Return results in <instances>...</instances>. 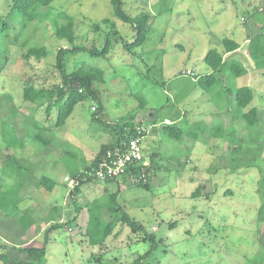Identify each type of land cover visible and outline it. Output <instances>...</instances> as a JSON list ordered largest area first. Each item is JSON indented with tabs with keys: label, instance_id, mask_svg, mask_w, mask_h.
Segmentation results:
<instances>
[{
	"label": "rangeland",
	"instance_id": "rangeland-1",
	"mask_svg": "<svg viewBox=\"0 0 264 264\" xmlns=\"http://www.w3.org/2000/svg\"><path fill=\"white\" fill-rule=\"evenodd\" d=\"M12 3L0 0V16H7ZM123 8L131 16L142 11L152 14L147 40L131 51L125 43L134 40L136 31L115 15L111 0L50 4L51 14L65 11L75 17V44L102 48L107 34L118 31L107 55L82 53L75 64L70 62L71 70L82 63L101 66L106 81L98 85L99 99L88 95L56 130L57 108L49 117L44 105L24 101L23 87L29 82L61 86L57 52L72 44L53 34L50 18L32 21L20 38L22 20L15 21L13 14L7 19L9 46L6 54H0V186L15 187L19 181L30 186L43 174L57 185L49 191L36 182L38 187L32 184L20 192L22 198H31L19 207L0 210V246H6L0 253H8V264H27V254L12 246H42L51 209L58 206L63 222L75 214L79 217L50 233L45 264H128L151 248L143 264H264V220L259 218L263 193L258 190L264 175V73L255 68L246 44L242 51L247 56H236L250 67L248 74L236 77L227 69L218 74L219 82L210 92H203L197 81L212 71L204 60L207 52L222 50L226 37L243 42L242 34L257 20L253 11L264 9V0H123ZM105 18L110 23L104 24ZM98 23L101 27L95 30ZM34 45L45 46L48 55L27 56ZM188 69L194 75H187ZM246 85L253 87L255 98L240 108L235 92ZM190 90L200 91L199 104L177 102L178 94ZM211 97L215 102L206 100ZM99 104L105 109L94 112L93 106ZM252 107L259 120L248 125L241 116ZM133 113L141 125L182 113L177 125L192 128L200 137L187 135L178 142L162 132V124L156 125L144 140L147 157L155 159L150 189L123 178L119 183L96 180L85 183L73 198L71 186L62 183L64 176L67 180L88 167L101 144L113 136L105 122ZM3 123L18 131L26 147L6 146ZM221 123L224 134L211 137L209 129ZM36 134L49 143L36 140ZM18 161L26 164L24 168H18ZM113 194L145 231H133L120 222L104 244L90 245L85 232L88 204L94 198L111 200ZM76 205L83 206L80 213ZM26 207L34 209L36 222L23 232L16 219ZM145 233L154 234L155 241L147 240Z\"/></svg>",
	"mask_w": 264,
	"mask_h": 264
},
{
	"label": "trees",
	"instance_id": "trees-1",
	"mask_svg": "<svg viewBox=\"0 0 264 264\" xmlns=\"http://www.w3.org/2000/svg\"><path fill=\"white\" fill-rule=\"evenodd\" d=\"M12 6L10 12L7 16H0V54H6L8 51V38L9 31L11 29V24L7 20L11 14H13V19L15 21L22 20L21 30L17 35L18 38L21 37L22 32L28 28L29 23L32 21H38L46 18L51 19V30L55 36L58 38L66 39L69 43L72 44L71 47H62L57 52L56 66L61 73L63 84L59 87H44L38 86L35 83L29 82L23 87V99L26 102L37 103L39 106H45L46 114L50 117L53 109L57 108V115L53 127L55 130L57 128H62L69 118V116L74 111L76 105L85 100L88 95H92L96 99H99V88L98 85L103 84L106 81L105 78V69L96 64L82 63V66L70 69L71 61H74L78 58L79 54H90L91 56H102L107 55L112 47V35L117 34L118 31H110L107 34L105 45L102 48L97 46L88 47L83 44H75L76 33H75V17L68 12L58 11L51 14L49 11V6L53 0H12ZM115 15L122 19L123 21L129 23L131 27L136 31L134 40L127 41L125 43L127 50H134L135 48L141 46L148 37L150 30V24L152 21V14L150 12L142 11L135 16L129 15L123 8V0H111ZM42 7H47L43 12ZM260 11H253V15L256 16L258 22L264 25V9H259ZM104 24L110 23L109 18H105L102 21ZM48 25V27H50ZM95 30L101 25H93ZM118 37V36H117ZM119 39L116 38V42ZM124 41V40H123ZM125 42V41H124ZM240 47V43L236 40L226 37L223 39V49L218 50L217 48L210 49L204 57L205 62L212 68L210 73H204L200 75L197 79L200 88L203 92L214 91L213 89L219 82L218 74L225 72L229 69L231 74L236 77L243 76L249 72L250 67L244 66L243 62L236 58V52L225 57L226 53L234 52ZM248 51L250 56L255 61V68L264 69V31H261L250 38L248 44ZM48 55V49L45 46H31L27 50V56H33L38 59L44 58ZM77 64V62H76ZM156 67L155 65L153 66ZM150 68V67H149ZM152 69V67H151ZM190 70V69H188ZM187 70V71H188ZM187 75H194L192 73H187ZM190 90L189 92H192ZM189 93H183L181 96L178 94V100ZM255 97L254 89L251 86H241L236 89L234 101L240 108L247 107ZM208 102H215L213 97L211 99H206ZM205 101V99H204ZM98 109V110H97ZM105 109L102 104H99L95 108L94 112H98ZM98 119L97 117H95ZM242 120L245 121L248 125H254L259 120L258 110L256 107H252L250 110L244 112L241 116ZM178 119H171V122L167 123L165 119H161L157 122H162L159 125H163L162 132L167 133V135L180 142L185 139V136L189 135L191 137L198 136L196 131L190 129H185L177 125ZM141 122V121H140ZM139 122V123H140ZM106 126L112 130L113 140L109 143L102 144L99 152L96 154L90 165L88 167L78 170L74 177L79 176V183L75 185L72 189V196L80 194L81 187L85 183H90L96 181V179L90 175H86L87 171H90L93 167L97 166V161L102 153H104L109 148H118L123 149L124 144L132 138H135L138 134L137 126L141 124L136 123L135 114H130L122 116L114 123L105 122ZM153 130L156 125L151 124ZM40 126V125H39ZM45 129V126L42 125ZM224 124H218L209 129L211 137H221L224 134ZM51 129V128H50ZM3 140L8 148L23 149L26 147L25 140H22L13 127L8 126L7 123L2 124ZM148 135V134H147ZM146 135V136H147ZM145 136V138H146ZM200 137V134H199ZM36 140L43 142V144H48L49 142L40 134L34 136ZM142 141L143 149V158L147 156L146 149L144 147V140ZM151 161V173H153V168L155 166V159L153 156H150ZM25 163H17L18 168H24ZM137 172V170H135ZM84 176L87 178L84 179ZM123 179L128 180V176H123ZM152 174L148 178L146 183L138 184V186H143L147 189H150ZM113 181V180H110ZM119 183L118 179H115ZM37 185L39 187H44L49 191H52L56 185V181L43 174L37 178ZM23 182L19 181L17 185L14 186H0V210H5L8 207H19L21 203L28 200L26 197L22 198L20 195L21 190L23 189ZM3 187V188H1ZM258 190L263 193V200L261 202V207L259 210V218L264 220V175L259 182ZM199 189L195 196H197ZM108 200V199H107ZM74 201H76L74 199ZM30 206V205H29ZM77 212L83 209V206L76 205ZM54 213L49 215L48 222L49 226L45 230V242L42 246H18L13 245L12 248L17 249L21 253L27 254L26 261L27 264H45L47 261L46 253L47 247L46 244L50 240V233L53 230L58 229L63 226V224L72 225L77 221L79 215L75 214L73 217L69 218L67 221L63 222V218L60 217L63 212L59 211L58 206H54L51 209ZM22 213L17 216V224L20 226L21 230L27 231L31 226L36 222L35 212L32 207H26L21 210ZM59 211V212H58ZM89 211V220L85 229L87 240L91 245L104 244L105 240L109 235H111L117 224L119 222L127 223L133 231H143L144 227L141 223L137 222L129 213L124 209V207L117 202V194L112 195V199L108 201L100 202L99 199H94L92 203L88 204ZM48 214V213H47ZM110 217V219H108ZM112 218V219H111ZM63 219V220H62ZM72 228V226H70ZM145 231V230H144ZM147 240L155 241L154 234L145 233ZM6 246H0L1 249ZM153 249L147 250L144 254L140 255L132 262L128 264H143L144 259L151 254ZM0 259L4 264H8L10 261L9 255L6 252L0 253ZM264 259V258H263Z\"/></svg>",
	"mask_w": 264,
	"mask_h": 264
},
{
	"label": "built area",
	"instance_id": "built-area-1",
	"mask_svg": "<svg viewBox=\"0 0 264 264\" xmlns=\"http://www.w3.org/2000/svg\"><path fill=\"white\" fill-rule=\"evenodd\" d=\"M187 73H192L188 70ZM93 106V110H95ZM152 125L137 126V136L124 144L123 149L109 148L102 153L97 161V166L87 171L86 175L96 180L110 181L123 176L133 185L146 183L151 176V161L146 156L143 158L142 141L150 133ZM137 170V172H135ZM87 177L84 176V179ZM66 182L73 189L79 183V176H70ZM71 229V228H69Z\"/></svg>",
	"mask_w": 264,
	"mask_h": 264
},
{
	"label": "crops",
	"instance_id": "crops-1",
	"mask_svg": "<svg viewBox=\"0 0 264 264\" xmlns=\"http://www.w3.org/2000/svg\"><path fill=\"white\" fill-rule=\"evenodd\" d=\"M254 24L253 25H251V27L249 26V28H248V30L246 31V32H244V34H242V36H241V40H243V42H240L239 40H236L238 43H240V47L236 50V51H234V52H229V53H226L225 54V57H227V56H229V55H231L232 53H235L236 52V54L238 53H240V54H243L244 56H247L246 55V53H244V51H242V49L244 48V46L246 45V44H249V40H250V38L251 37H253L254 35L253 34H255V32H257V30H258V33L259 32H261L260 31V29H262V31H264V25H262L261 23L260 24H258V25H262V28H257L256 26V23H259L257 20H254ZM251 35H253V36H251ZM248 47V46H247ZM235 54V55H236ZM236 58H237V56H236ZM248 58V57H247ZM249 61V60H248ZM260 71L262 72V73H264V69H260ZM251 72V71H250ZM249 73V72H248ZM247 73V74H248ZM254 93H255V91H254ZM199 97H200V91L199 90H197L196 92L195 91H192V92H190L189 94H187V95H185V96H182L179 100H177V102H182V103H186L188 100H189V102H191V103H193V102H196V103H198L199 104ZM255 98V97H254ZM183 113V112H182ZM177 114L175 117V119H178L177 121H179V119L183 116V114ZM163 119H165L166 121H168V122H171V118H169V117H164ZM173 120H174V118H172ZM159 121V120H158ZM160 123H162V122H157V121H154V122H152L151 124H154V125H159ZM151 124H149V125H151ZM143 125V124H142ZM18 132V131H17ZM18 135H19V133H17ZM20 136V135H19ZM113 140V136H109V139L107 140V141H105L103 144H105V143H109V142H111ZM102 145V144H101ZM66 177L67 176H64V178H63V180H62V183L64 182V184H67L66 183ZM55 180V179H54ZM36 181H37V179H36ZM36 181L35 182H33L32 184H35L36 185ZM56 181V180H55ZM93 182H96V181H93ZM32 184H30V186H26L25 187V185L23 186V189H29L31 186H32ZM56 185H57V181H56ZM55 185V186H56ZM37 186V185H36ZM38 187V186H37ZM40 188V187H39ZM55 188V187H54ZM24 191V190H23ZM29 196V195H28ZM94 199H96V198H94ZM92 200V199H91ZM120 223V222H119ZM116 229V228H115ZM87 239V238H86ZM91 245V244H90ZM99 245H101V244H99ZM93 256V255H92ZM100 258V257H99Z\"/></svg>",
	"mask_w": 264,
	"mask_h": 264
}]
</instances>
